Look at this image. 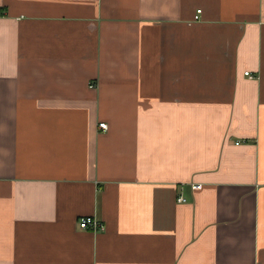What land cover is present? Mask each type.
Here are the masks:
<instances>
[{
    "label": "crops",
    "instance_id": "0c3cea01",
    "mask_svg": "<svg viewBox=\"0 0 264 264\" xmlns=\"http://www.w3.org/2000/svg\"><path fill=\"white\" fill-rule=\"evenodd\" d=\"M0 264H264V0H0Z\"/></svg>",
    "mask_w": 264,
    "mask_h": 264
},
{
    "label": "built area",
    "instance_id": "2783aa9c",
    "mask_svg": "<svg viewBox=\"0 0 264 264\" xmlns=\"http://www.w3.org/2000/svg\"><path fill=\"white\" fill-rule=\"evenodd\" d=\"M200 12V9H197L196 13ZM197 16V15H195ZM245 74H248V71H245ZM92 86H94V84H90ZM98 125L102 128H106V123L105 122H99ZM199 187V184H193L192 185V188H198ZM177 200L178 201H184L185 198L181 195H179L177 197ZM78 224L80 227L82 228H86V227H92L93 230H100V229H103L104 226H103V223L94 218L93 216H84V217H81L78 221Z\"/></svg>",
    "mask_w": 264,
    "mask_h": 264
}]
</instances>
